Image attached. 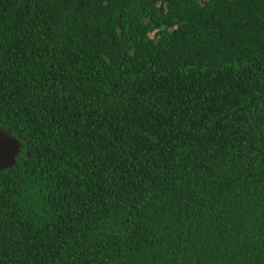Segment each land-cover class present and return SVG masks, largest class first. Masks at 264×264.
Instances as JSON below:
<instances>
[{"label":"trees","instance_id":"1","mask_svg":"<svg viewBox=\"0 0 264 264\" xmlns=\"http://www.w3.org/2000/svg\"><path fill=\"white\" fill-rule=\"evenodd\" d=\"M0 264H264V0H0Z\"/></svg>","mask_w":264,"mask_h":264},{"label":"water","instance_id":"2","mask_svg":"<svg viewBox=\"0 0 264 264\" xmlns=\"http://www.w3.org/2000/svg\"><path fill=\"white\" fill-rule=\"evenodd\" d=\"M21 146L17 137L0 128V171L9 169L16 163Z\"/></svg>","mask_w":264,"mask_h":264}]
</instances>
